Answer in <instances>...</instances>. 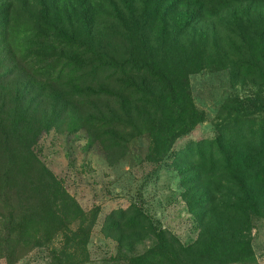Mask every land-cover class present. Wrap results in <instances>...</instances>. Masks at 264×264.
<instances>
[{"label": "trees", "instance_id": "trees-1", "mask_svg": "<svg viewBox=\"0 0 264 264\" xmlns=\"http://www.w3.org/2000/svg\"><path fill=\"white\" fill-rule=\"evenodd\" d=\"M92 4L106 6L109 14L96 13L115 22L104 29L107 35L119 22L126 24L114 29L113 35L99 37L103 32L94 34L91 23L98 20L89 17L83 21L84 36L74 39L56 28L53 44L60 45V50H47L40 40L47 36L41 25L48 26L50 5L41 2L37 22L26 31L29 37L21 39L20 48L28 47L21 59L25 53L33 56L28 68L43 80L41 95L54 100L53 117L64 110L56 108L59 103L64 108L104 106L106 112L97 111L99 115L74 116L68 127L85 129L92 140L114 153L123 154L126 142L145 135L152 162L170 156L182 197L197 222L210 213L227 216L251 210L250 187H264V96L244 100L228 96L216 113L213 139L190 142L178 151H172L171 145L202 121L190 97L188 75L226 69L232 85L238 81L264 85V0H155L143 23L136 22L133 9L121 15L116 0H93ZM179 10L180 20L172 19L171 39L155 44L145 38L146 26L157 21L169 26ZM2 12L6 14V9ZM4 14L0 32L6 33L14 30L16 20L10 26L11 17ZM217 20L224 33L217 30ZM0 135V257L11 264L14 254L50 244L75 224L72 236H62L65 245L58 251L51 248L50 254L58 263L82 264V212L54 178L35 165L30 145L24 141L32 137L19 134L15 147L8 141L15 137L7 136L5 119L0 121ZM29 163L32 166L26 168ZM125 215L123 210L117 212V221L110 222L107 230L130 232L141 227V218L125 220ZM152 236L154 245L129 259L130 264H252L247 245L211 243L189 252L163 231Z\"/></svg>", "mask_w": 264, "mask_h": 264}, {"label": "rangeland", "instance_id": "rangeland-1", "mask_svg": "<svg viewBox=\"0 0 264 264\" xmlns=\"http://www.w3.org/2000/svg\"><path fill=\"white\" fill-rule=\"evenodd\" d=\"M92 1L0 0V15L6 9L4 15L11 17L10 26L12 19L16 20L14 30L0 32V121L6 120L7 136L12 133L15 137L8 141L15 147L19 146V134L32 137L24 141L30 145L35 165L43 167L82 212L81 230L85 232V259L82 264H130L129 259L154 245L152 232L158 231L188 247L189 252L199 251L211 243L232 247L247 245L252 264H264V187H250L248 195L252 197L253 202L250 203L253 208L244 214L225 216L210 213L197 222L182 197L183 190L176 171L170 166V156L158 163L152 162L146 153L148 140L145 135L126 142L123 154L114 153L92 140L85 129L72 130L68 127L74 116L99 115L101 112L97 111L106 112L104 106L93 109L70 105L64 108L59 103L56 108L64 110L56 118L53 117L54 100L41 95L43 80L35 78L28 68L33 56H26L25 53L21 59L22 52L28 48H20L21 39L29 37L26 31L37 22L36 16L42 10L41 2L50 5L48 26L41 25L47 36L40 41L47 50H60V45L53 44L56 43V28L74 39L84 36L83 21L88 22L89 17L99 21L91 22L94 34L103 32L99 37L113 35L114 29H122L121 25L126 24L119 22L108 35L104 33V29L115 22L106 15L97 14V11L109 14L108 8L103 4L94 8ZM152 1L155 0H116L121 15L126 16L133 9L136 22L142 23ZM127 3L129 5L124 8ZM181 13L179 10L171 16L169 26L158 21L146 26L145 38H152L155 44L171 39L175 30L172 19L179 21ZM217 24L222 22L217 20L216 27L224 33L223 27ZM16 32L19 34L17 38ZM188 86L192 103L201 114L202 121L176 138L171 145L172 151L181 150L193 141L213 139L216 135L213 127L216 113L228 96L243 100L258 94L259 97L264 96V85L258 81H238L232 85L226 69L190 74ZM38 94L40 97H36ZM28 166L32 163L26 164V168ZM120 210L126 212L125 220L132 216L141 218V227L130 232H109L107 226L117 221L116 214ZM75 229V224L68 225L50 244L14 254L11 264H64L53 260L50 249L58 251L65 245V237L62 236H72ZM0 264H7L3 257H0Z\"/></svg>", "mask_w": 264, "mask_h": 264}]
</instances>
